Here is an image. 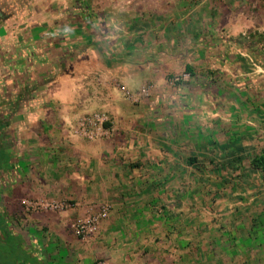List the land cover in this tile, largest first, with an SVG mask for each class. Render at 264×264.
Wrapping results in <instances>:
<instances>
[{"label": "crops", "instance_id": "1", "mask_svg": "<svg viewBox=\"0 0 264 264\" xmlns=\"http://www.w3.org/2000/svg\"><path fill=\"white\" fill-rule=\"evenodd\" d=\"M51 8L18 18L0 11V264H155L156 247L168 251L173 242L180 258L185 225L204 223L186 217L188 172L221 153L249 162L264 152V70L253 72L262 81H233L231 62L251 74L228 41L207 43V55L160 57L163 39L149 44L134 27L113 30L101 15ZM188 66L190 81L166 82ZM145 88L137 102L122 95ZM94 110L107 114L106 135L74 136L75 114ZM105 204L92 240L77 238L72 225ZM235 237L215 242L216 264L231 263Z\"/></svg>", "mask_w": 264, "mask_h": 264}, {"label": "rangeland", "instance_id": "2", "mask_svg": "<svg viewBox=\"0 0 264 264\" xmlns=\"http://www.w3.org/2000/svg\"><path fill=\"white\" fill-rule=\"evenodd\" d=\"M38 1L0 0V11L6 16H17L18 18L25 10L34 9L38 13L45 8L51 10L54 5H58L59 10L64 8L62 11L64 13H68L66 9L70 7L71 12L73 8L82 9L81 11L94 19L101 15L100 21L103 22V26H109L113 30V27L129 33L133 27V30L136 29L135 33L141 30L140 39L138 38L140 41L151 37L147 43L159 44L163 39L161 44L164 48L156 54L160 57H167L165 53L168 56L185 53L186 58L198 57L207 55L204 53L206 48L203 46L207 43H214L218 39L227 43L231 37L254 32L264 34V0ZM144 32L151 33L146 35ZM231 50L236 51L237 49ZM209 53L210 51L208 55ZM230 56L233 55L230 53ZM243 57L249 62H237L245 73L251 75L244 77L242 71L236 69L237 64L231 62L236 75L229 78L233 81H243L248 78H252V81L263 79H260L257 73H253L255 65L249 57L246 54ZM165 80L171 86H179L183 82L190 81L191 77L186 72L178 71L166 75ZM142 90H148V88ZM142 90L131 92L124 90L122 95L129 101L137 102L141 97H147L146 91L142 94ZM224 90L228 91L226 87ZM234 92L231 97L234 98L235 109L239 111L243 103V95L238 87H235ZM253 108L254 106L251 112L258 115ZM256 108H258L257 105ZM259 111L262 124L264 123V104L258 108ZM94 113H104L107 116L105 112L98 110L77 113L75 115L78 119L74 121L75 125L80 118ZM241 120L247 121L244 118ZM217 156L216 159H208L206 167L202 166V172H188L186 179L188 185L185 193L189 202L185 210L187 216H185L191 218L195 213L204 218V223L185 225V233L190 240L186 245V251L182 250L180 258L176 254L177 251H173L178 248L175 242L170 247L173 249H168V251L156 247L155 264H180V261L182 264H195L196 262V264H216L215 257H212L211 253L212 247L215 242L221 243V239L226 238L227 235L236 236L237 240H234L230 248L232 249L230 250L232 253L229 254L230 264H264V241L260 242L257 239L260 235H264V180L262 175L260 172L248 171L251 160L248 162L246 158L238 159L237 155L230 157L225 153ZM24 200L39 201L31 197ZM99 226L100 224L97 230ZM193 233L197 238L192 237ZM251 234L253 238H256L255 240H248L247 235L251 236ZM104 261L113 264L109 260L104 259Z\"/></svg>", "mask_w": 264, "mask_h": 264}, {"label": "built area", "instance_id": "3", "mask_svg": "<svg viewBox=\"0 0 264 264\" xmlns=\"http://www.w3.org/2000/svg\"><path fill=\"white\" fill-rule=\"evenodd\" d=\"M148 90H142L143 94ZM133 97V96H132ZM108 118L104 113H94L89 116L80 118L73 130V134L78 138L95 141L106 135L104 125L107 123ZM108 206H102L98 212L88 216L86 219L72 225L74 235L82 241H89L97 230L100 222L108 215ZM95 264H109L104 260H99Z\"/></svg>", "mask_w": 264, "mask_h": 264}, {"label": "trees", "instance_id": "4", "mask_svg": "<svg viewBox=\"0 0 264 264\" xmlns=\"http://www.w3.org/2000/svg\"><path fill=\"white\" fill-rule=\"evenodd\" d=\"M82 13L84 12L82 11ZM220 41L223 40L221 39ZM228 44L229 46L234 47V49H237L232 53L237 61L249 62L246 58L245 61H243L244 57L242 55L246 54L254 65L259 66L264 70V34L254 32L244 36L231 37L228 39ZM186 73L188 75H193L189 66L186 68ZM250 166L253 170L260 172L262 179L264 180V152L252 158Z\"/></svg>", "mask_w": 264, "mask_h": 264}]
</instances>
